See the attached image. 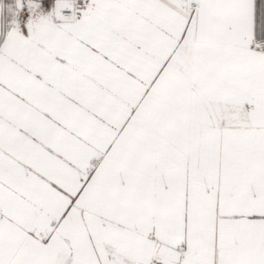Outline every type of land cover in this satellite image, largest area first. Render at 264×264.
I'll return each instance as SVG.
<instances>
[{
  "label": "snow or ice",
  "instance_id": "1",
  "mask_svg": "<svg viewBox=\"0 0 264 264\" xmlns=\"http://www.w3.org/2000/svg\"><path fill=\"white\" fill-rule=\"evenodd\" d=\"M0 264H264V0H0Z\"/></svg>",
  "mask_w": 264,
  "mask_h": 264
}]
</instances>
